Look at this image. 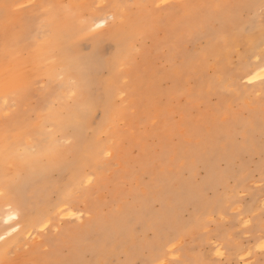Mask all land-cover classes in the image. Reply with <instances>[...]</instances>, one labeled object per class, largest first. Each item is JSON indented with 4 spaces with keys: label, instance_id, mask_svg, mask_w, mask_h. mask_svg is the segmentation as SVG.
Wrapping results in <instances>:
<instances>
[{
    "label": "rangeland",
    "instance_id": "374dc122",
    "mask_svg": "<svg viewBox=\"0 0 264 264\" xmlns=\"http://www.w3.org/2000/svg\"><path fill=\"white\" fill-rule=\"evenodd\" d=\"M73 20L97 30L133 21L112 96L86 132L98 150L85 167L50 172L45 216L31 227H13L19 205L0 186V264H264V69L252 74L264 40L252 51L243 39L264 30V0H0L8 183L31 164L76 162L63 126L85 99L65 54ZM91 46L81 42L85 54ZM114 224L116 235L97 230Z\"/></svg>",
    "mask_w": 264,
    "mask_h": 264
},
{
    "label": "bare ground",
    "instance_id": "6f19581e",
    "mask_svg": "<svg viewBox=\"0 0 264 264\" xmlns=\"http://www.w3.org/2000/svg\"><path fill=\"white\" fill-rule=\"evenodd\" d=\"M251 2H255V0H251ZM235 19H236L235 17H232L229 19V22H234ZM105 20L106 19L103 18L101 19V22L105 23ZM135 24L138 25L136 22ZM121 25L122 24L118 25L115 23L114 25L110 26V28L103 30H97L94 28L83 29L80 28L78 23H74L73 20L72 24L63 27V31H66L65 32L66 41L64 43V45L66 46V51H65L66 59L68 61H71L69 63L70 68L78 76L85 97L83 103L77 104L75 107H73L67 112L66 114L67 118L63 122V126L72 128L73 135L76 140V144L74 145V147L66 150L65 153L72 152L76 159V162L73 160L67 161L66 159L63 158L57 162L46 161V162L31 164L26 169V171L23 174H21L19 177H17L16 180L12 183H8L5 180L8 179L9 176L6 178L5 175L6 172L2 169V166L0 167V186L3 184V186H5V188L9 190L13 202H16L19 205L17 211H14L13 213L8 215L10 220L19 219V217L21 216V221L19 220V222H16L13 225V227H15L16 229L20 230L21 225L31 227L35 225V223L41 221L43 216H45L43 215V213L46 211L43 210L41 206L43 205L42 203L44 202V200L47 199L46 197L54 185V183L50 180V172L56 170L55 172L62 173L66 171L69 167L75 165V163L79 167L81 166L85 167V165L90 161V159L88 158L89 154L93 151L98 150V147H95V143H94L95 141L89 138L86 132L87 129L92 126L91 124V119L93 114L92 112L95 110V108L99 107V105L104 106L106 103L109 102V99L111 98L112 93L114 91V87L116 85L117 78H115L113 70L115 69V66L118 63L119 58L122 56V54L125 51L126 48L125 42L129 38V34L131 32L130 28L133 27V21L132 22L127 21L122 26ZM221 31L222 30H220L221 33L220 37H222L221 43L223 40H225V46L223 49L226 50L227 46L229 47L232 46L231 44L232 41L231 40L228 41L223 31L222 32ZM238 37L239 35L236 34V38ZM86 38L92 41L91 47L93 48L89 54L83 53L81 49V42L83 43V41ZM243 39L247 43V46H249V48L253 51L257 49L260 42L264 40V30L261 32H251L247 36H244ZM108 43L112 45L113 53L112 56L109 55L110 57L108 56L109 58H106L105 56L106 53H104L102 49ZM220 46L221 45L217 41V44L213 43L208 51L213 53L219 52L221 50V49L218 50ZM224 54L225 56L227 55L226 52ZM102 68H108L111 71L110 73L111 77L109 79H103L100 76ZM262 69H264V61L254 65L252 74L258 78L261 75ZM147 206L148 205L146 204L145 207ZM0 207H4V204H0ZM142 208L144 209V206H141V210ZM35 210L37 211L33 213V211ZM164 219H166V221L168 220L167 217L163 218L162 220L165 221ZM159 220L161 221V218H159ZM118 225L115 224L111 225L112 229L105 226H101L100 228H97V230L100 229L102 231V234L105 233L106 235L113 236L118 234V227H117ZM21 232L22 231H18V235ZM80 232H82V230ZM86 232H89V230ZM3 236H5V234ZM87 237L88 236H86V238ZM105 238L106 236H102V235L96 238L101 248H103V244L106 241ZM92 249L90 250L93 251ZM98 249L99 248H97V250ZM101 251H103V249ZM98 252L99 250L97 251V253ZM98 254L101 255L102 253H98ZM59 259H61V257L58 258V260Z\"/></svg>",
    "mask_w": 264,
    "mask_h": 264
},
{
    "label": "snow or ice",
    "instance_id": "6c2138e0",
    "mask_svg": "<svg viewBox=\"0 0 264 264\" xmlns=\"http://www.w3.org/2000/svg\"><path fill=\"white\" fill-rule=\"evenodd\" d=\"M0 239H2V237H0Z\"/></svg>",
    "mask_w": 264,
    "mask_h": 264
}]
</instances>
